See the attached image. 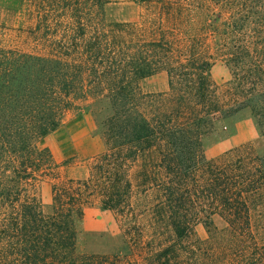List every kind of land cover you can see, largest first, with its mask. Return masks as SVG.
Segmentation results:
<instances>
[{
    "label": "trees",
    "instance_id": "1",
    "mask_svg": "<svg viewBox=\"0 0 264 264\" xmlns=\"http://www.w3.org/2000/svg\"><path fill=\"white\" fill-rule=\"evenodd\" d=\"M123 1L145 15L106 23L114 0H34L30 27L0 33V264H264V154L247 143L208 160L203 144L245 118L264 138V0ZM157 73L167 91L142 93ZM73 110L98 111L106 149L60 178L44 141ZM45 178L47 212L33 194ZM93 203L118 217L127 256L77 252Z\"/></svg>",
    "mask_w": 264,
    "mask_h": 264
},
{
    "label": "rangeland",
    "instance_id": "2",
    "mask_svg": "<svg viewBox=\"0 0 264 264\" xmlns=\"http://www.w3.org/2000/svg\"><path fill=\"white\" fill-rule=\"evenodd\" d=\"M30 1L34 0H0V33L14 39L18 30H25L33 24V16L27 13ZM145 13L144 5L114 0L105 5L103 18L106 23H132ZM209 75L220 88L229 80L228 70L219 59L214 61ZM139 87L144 94L166 92L167 77L165 73H157L140 80ZM99 119L100 114L96 110L90 113L70 111L64 115L60 128L45 139L44 145L50 149L55 161L61 164L58 172L60 178L81 176L85 163L105 151L104 139L98 129ZM247 143L264 154V138L257 135L249 119L220 121L203 141L205 157L214 160ZM51 184V179H41L33 189L34 196L46 212L50 206ZM212 221L217 230L225 226L218 217H213ZM194 239H207L204 225L194 227ZM76 250L79 254L127 256L118 217L113 212L101 209L97 203L87 205L77 224ZM195 256L201 257L199 252Z\"/></svg>",
    "mask_w": 264,
    "mask_h": 264
}]
</instances>
